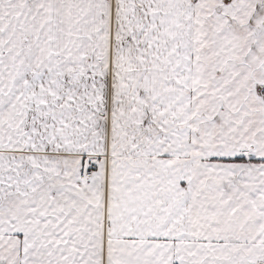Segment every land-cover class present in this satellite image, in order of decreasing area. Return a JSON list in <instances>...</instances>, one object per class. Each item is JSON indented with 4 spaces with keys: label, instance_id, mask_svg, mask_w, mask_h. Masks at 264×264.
<instances>
[{
    "label": "snow or ice",
    "instance_id": "6c2138e0",
    "mask_svg": "<svg viewBox=\"0 0 264 264\" xmlns=\"http://www.w3.org/2000/svg\"><path fill=\"white\" fill-rule=\"evenodd\" d=\"M0 264H264V0H0Z\"/></svg>",
    "mask_w": 264,
    "mask_h": 264
}]
</instances>
